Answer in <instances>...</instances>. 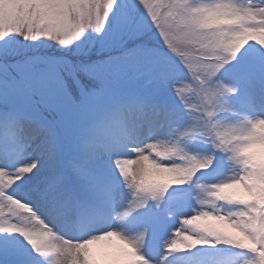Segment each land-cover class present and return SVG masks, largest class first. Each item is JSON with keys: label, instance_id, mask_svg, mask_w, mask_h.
Instances as JSON below:
<instances>
[{"label": "snow or ice", "instance_id": "obj_1", "mask_svg": "<svg viewBox=\"0 0 264 264\" xmlns=\"http://www.w3.org/2000/svg\"><path fill=\"white\" fill-rule=\"evenodd\" d=\"M161 83L175 103L148 91ZM218 161L230 175L199 182ZM184 185L198 208L155 258V213ZM217 245L264 264V0H0V264Z\"/></svg>", "mask_w": 264, "mask_h": 264}, {"label": "rangeland", "instance_id": "obj_2", "mask_svg": "<svg viewBox=\"0 0 264 264\" xmlns=\"http://www.w3.org/2000/svg\"><path fill=\"white\" fill-rule=\"evenodd\" d=\"M254 2H258V0H254ZM137 14L139 15L140 13L138 12ZM13 46H15V42H13ZM168 66L171 67V64L169 63ZM172 74L179 75L174 70ZM131 87L136 90H142L143 82H133ZM148 91L155 92L168 103L176 102L171 88L166 83L157 84ZM168 131L167 128H161L156 130L153 135L158 139H167ZM145 134L146 133H142L141 137ZM194 149L203 152L206 149V146L195 145ZM102 171L106 175L115 176L114 171L107 162L102 165ZM229 175L230 171L228 165L220 164L218 161L217 166L212 172H205L200 175L199 182L213 183L224 179ZM19 194L24 195L22 191L19 192ZM197 195L198 192L191 185L174 186L172 189H169V196L171 199H165L161 210L155 213V215L159 217L161 228L155 235L150 231L149 242L143 249L144 252L155 258L160 256L161 242L168 236L171 229L178 226V218L182 215L191 214L193 209L198 208L194 199ZM223 207L227 209L228 206L225 205ZM165 210L167 211V216L165 215ZM150 215H153V212L151 209H148L147 211H138L135 215L129 217L124 224L127 233L135 232L140 226H142L145 217ZM240 256L241 253L239 250L232 249L228 246H198L196 249L189 252L169 257L168 264H240ZM205 257H209L210 261L207 262ZM31 264H42V261L40 258L32 256Z\"/></svg>", "mask_w": 264, "mask_h": 264}]
</instances>
